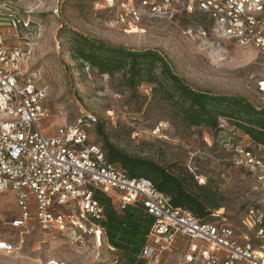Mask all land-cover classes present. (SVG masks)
I'll return each mask as SVG.
<instances>
[{
	"label": "rangeland",
	"instance_id": "1",
	"mask_svg": "<svg viewBox=\"0 0 264 264\" xmlns=\"http://www.w3.org/2000/svg\"><path fill=\"white\" fill-rule=\"evenodd\" d=\"M111 2L0 0L10 66L20 74V84L31 81L46 92L50 117L44 131L54 134L82 114L93 113L118 148L164 166L189 167L218 187L225 196L220 214L238 227L261 193L248 174L230 166L227 145L230 139L246 144L250 138L225 119H220L217 131L186 126L154 84L132 90L122 73L110 76L87 65L82 68L71 57V40L76 33L110 46L156 51L193 88L241 96L258 108L264 106V56L253 47L220 38L213 23L200 14L145 16L133 27L118 25L121 1L113 0V6ZM134 5L140 7L139 0ZM13 20H19L17 28L10 27ZM156 128H161L160 136L153 134ZM18 216L15 194H0V264H129L127 255L107 238L99 245L89 240L73 245L34 221L14 226ZM4 244L11 249L2 248ZM167 264H174L172 257Z\"/></svg>",
	"mask_w": 264,
	"mask_h": 264
},
{
	"label": "built area",
	"instance_id": "2",
	"mask_svg": "<svg viewBox=\"0 0 264 264\" xmlns=\"http://www.w3.org/2000/svg\"><path fill=\"white\" fill-rule=\"evenodd\" d=\"M110 6L114 5L111 0ZM121 1L116 23L133 27L142 17L173 18L200 14L222 39L253 47L264 56V0H135ZM19 20L10 27L17 28ZM0 23V194H15L16 227L34 221L70 244L105 240L103 194L122 211L140 207L153 218L135 264H264V144L230 139L231 167L250 176L261 193L236 227L221 209L207 218L173 205L171 197L146 178L130 177L112 162L96 141L98 118L82 114L54 134L43 129L50 117L46 92L31 81L20 84L10 66L11 50ZM26 26V24H25ZM160 136L161 128L153 130ZM234 142V143H233ZM200 185L207 182L196 174ZM11 249L6 244L1 246Z\"/></svg>",
	"mask_w": 264,
	"mask_h": 264
},
{
	"label": "trees",
	"instance_id": "3",
	"mask_svg": "<svg viewBox=\"0 0 264 264\" xmlns=\"http://www.w3.org/2000/svg\"><path fill=\"white\" fill-rule=\"evenodd\" d=\"M70 52L82 68L87 65L110 76L122 73L129 89L135 90L144 83L154 84V90L188 127L217 131L221 130L220 119H225L253 142L264 144V106L258 108L241 96L193 88L173 72L156 51L110 46L75 33ZM97 135L103 137V142L98 136L96 141L103 144L112 162L119 164L130 177L151 180L159 191L171 197L173 205L186 208L201 218L224 208V194L211 183L200 185L189 167L177 163L164 166L153 159L131 155L111 142L104 124L99 122ZM96 198L104 207L106 220L102 224L108 242L127 255L129 264H135L153 218L140 207L129 206L120 211L103 194H97Z\"/></svg>",
	"mask_w": 264,
	"mask_h": 264
},
{
	"label": "bare ground",
	"instance_id": "4",
	"mask_svg": "<svg viewBox=\"0 0 264 264\" xmlns=\"http://www.w3.org/2000/svg\"><path fill=\"white\" fill-rule=\"evenodd\" d=\"M135 29H136V28H135ZM135 29H134V30H135Z\"/></svg>",
	"mask_w": 264,
	"mask_h": 264
}]
</instances>
